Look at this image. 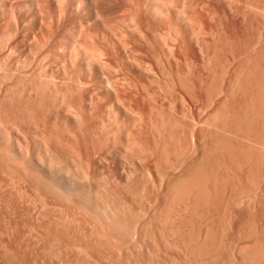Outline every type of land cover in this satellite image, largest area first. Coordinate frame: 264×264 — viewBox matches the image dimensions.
<instances>
[{
    "label": "rangeland",
    "instance_id": "374dc122",
    "mask_svg": "<svg viewBox=\"0 0 264 264\" xmlns=\"http://www.w3.org/2000/svg\"><path fill=\"white\" fill-rule=\"evenodd\" d=\"M160 1L0 0V264H78L81 258L87 260L86 264H249L253 253L257 255L254 257L264 254V247L260 249L262 254L258 249L264 245V237L260 238V232L264 236V154H261L263 164L257 162L263 177L257 176L259 180L254 182L261 187L254 184L257 188L251 189L254 199L249 191L250 200L245 199L246 194L241 195L244 199L239 196L234 201L236 206L231 200L235 185L231 180L237 186L241 181L239 187H244L246 171L257 167L256 161L252 163L246 158H251L255 150L264 152L261 147L264 146V100L263 103L259 100L264 93V0H229L230 6L228 0H210L211 3L203 0L207 5L210 3L209 8L197 6L190 10L186 2L188 8L184 3L183 8L180 2L176 5V0ZM160 5L163 15H148L153 22L147 23L145 12ZM197 12L199 17H189ZM248 69L255 77L244 83L245 78H251L249 74L244 81L240 80L239 85L241 81L247 83L248 94L242 92L239 97L238 92L237 101H242L244 95L247 99L233 105L239 110L233 106L227 108L223 113L225 126L223 115L218 122L222 123V130L224 127L229 130L227 119L236 120L237 111L246 108L245 102L248 105L252 102L249 105L252 107L257 106L254 104L257 100L263 104L262 112L257 107L254 111L252 107L240 111L242 119L237 120L242 127H235L237 120L230 123L241 132L239 135L236 131L239 138L236 136L238 141L232 143L238 148L245 147L247 152L249 149L248 155L239 157L243 172L239 167L241 174L234 172L237 169L232 170V165L223 159L221 163L227 162L228 168L222 169L217 178L218 182L226 180V184L220 182L223 184L218 198L213 196L212 180L216 178L210 177L213 188L209 179L206 187L211 190V195L208 191L211 200L207 201L206 192L205 202L200 200L195 207L190 196L184 203L171 199L168 183L207 147L204 135L212 128L204 124L205 117L220 104L223 89L231 82L237 84L240 77L236 82L235 73L242 71V74ZM196 82H200V87L195 86ZM183 85L191 91V97L180 89ZM252 89L259 93L257 100L249 97ZM244 116H254L253 119L259 120L254 122L261 127L257 129L256 123L250 125L249 117L246 119L249 125L243 122ZM198 130L206 131L198 136L201 134ZM249 132L253 134L247 136ZM240 136L249 137L252 142L244 137L245 141L241 140ZM259 138H263L261 143ZM242 142L245 145L239 146ZM248 144L257 149L253 151ZM154 146L157 150L163 147L160 151L167 154L160 164L156 160L159 151ZM242 163H248L247 167ZM219 205V209L215 207ZM238 205L248 210L246 223L250 222L253 229L250 237L260 242L263 239V245L254 240L258 248L253 245L255 238L251 240L246 235L250 227H244L234 212ZM169 225L173 228L179 225L182 230H172L181 233L169 236ZM214 225L222 242L217 231L218 235L209 231L218 237L217 242H208H215L214 245H209L204 242L203 234ZM241 231L253 242V249L247 239L243 242L247 237ZM183 232L187 239L194 232L189 239L193 244L181 236ZM171 236L172 241H179H168ZM240 237L243 238L239 244ZM193 238H198L199 244L204 242L202 247L219 250L201 248L203 254L195 255L189 249L198 244ZM245 243L250 245L244 247ZM215 244L220 248L214 247ZM238 247L248 251L247 260L243 257L246 253ZM238 249L244 253L246 262L237 255ZM255 249L259 250L258 254ZM261 257L262 262L253 259L264 264V256ZM255 261L251 264H258Z\"/></svg>",
    "mask_w": 264,
    "mask_h": 264
},
{
    "label": "bare ground",
    "instance_id": "6f19581e",
    "mask_svg": "<svg viewBox=\"0 0 264 264\" xmlns=\"http://www.w3.org/2000/svg\"><path fill=\"white\" fill-rule=\"evenodd\" d=\"M145 1V0H144ZM155 1V0H154ZM158 2L160 1V0H157ZM166 2L167 0H163V2ZM169 1H171V0H169ZM177 2H175V0H174V2H175V4L177 3H179L180 5L179 6H181V8H183V6H182V4L184 3V5H185V7L186 8H188V10H190V8H195V7H202V8H205V7H208V5L211 3L210 2V0H209V4L207 5L203 0H201V1H196V2H188L187 0H185L184 2L182 1V0H176ZM182 1V2H181ZM189 1H192V0H189ZM203 1V2H202ZM206 1H208V0H206ZM229 1V0H228ZM227 1V2H228ZM236 1V0H235ZM239 1H241V0H239ZM246 1V0H245ZM249 1V0H248ZM253 1V0H252ZM251 1V2H252ZM92 2V1H91ZM161 2V1H160ZM159 2V3H160ZM162 2V4H164ZM173 2V1H172ZM174 2H173V4H174ZM185 2L187 3V6H186V4H185ZM199 2V3H198ZM202 2V3H201ZM216 2H217V0H216ZM230 2V1H229ZM228 2V3H229ZM263 2V1H262ZM167 3H169L168 1H167ZM167 3H165V5L167 4ZM171 3V2H170ZM213 3H215V2H213ZM243 3V2H242ZM258 3V2H257ZM89 4V3H88ZM176 4V5H177ZM219 4H220V2H219ZM226 4V3H225ZM230 4H231V2L228 4L229 6H230ZM248 4V3H247ZM256 4V3H255ZM254 4V5H255ZM151 6H152V4H150ZM150 5H148V7L150 6ZM154 5V4H153ZM168 5H170V4H168ZM168 5H167V7H168ZM212 5V4H211ZM214 5V4H213ZM216 5H218V4H216ZM246 5V4H245ZM260 5V4H259ZM150 6V7H151ZM161 6L162 5H160V6H154L153 8H151L150 10H148L147 12L148 13H146L145 12V14L146 15H144V18H145V20L147 21V23H151V21H152V19H151V17H149L151 14H154L153 16H155V14H157V16L158 15H163V13L164 12H162V11H164V9L163 8H161ZM215 6V5H214ZM227 6V5H226ZM234 6V5H233ZM249 6H251V5H249ZM258 6V5H257ZM262 6H264V5H262ZM77 7V6H76ZM149 7V8H150ZM163 7V6H162ZM172 7V6H171ZM178 7V6H177ZM213 7V6H212ZM217 7V6H216ZM228 7V6H227ZM237 7V6H236ZM247 7V6H246ZM170 8V7H169ZM209 8V7H208ZM220 8V7H219ZM248 8V7H247ZM261 8V7H260ZM129 9V8H128ZM148 9V8H147ZM163 9V10H162ZM166 9V8H165ZM173 10H174V8H172ZM179 9V8H178ZM178 9H176V10H178ZM196 9V8H195ZM198 9V8H197ZM200 9V8H199ZM223 9V8H222ZM229 9V8H228ZM236 9V8H235ZM254 9H257V8H254ZM146 10V9H145ZM162 12V14H160V11ZM192 10V9H191ZM194 10V9H193ZM203 10V9H202ZM237 10H239V9H237ZM237 10H236V12H237ZM262 10V9H261ZM157 11L159 12V14L157 13ZM197 11V10H196ZM199 11V10H198ZM206 11V10H205ZM204 11V12H205ZM231 12H232V9L230 10ZM151 12V13H150ZM178 12H179V10H178ZM200 12H201V9H200ZM213 12V11H212ZM235 12V13H236ZM180 13H181V11H180ZM211 13V12H210ZM235 13H234V15H235ZM198 12L195 14H191L189 17L191 18V16L193 17L194 16V19L195 18H197V17H199L198 15ZM216 14V13H215ZM231 14V13H230ZM243 14V13H242ZM98 15V14H97ZM143 15V14H142ZM149 15V16H148ZM195 15H197V17L195 16ZM202 15V14H201ZM205 15V14H204ZM203 15V16H204ZM221 15H224V14H221ZM226 15V14H225ZM63 16V15H62ZM168 16V15H167ZM206 16V15H205ZM176 17V16H175ZM178 17H179V15H178ZM181 17V16H180ZM187 17V16H186ZM214 17V16H213ZM95 18V17H94ZM154 18H156V17H154ZM153 18V19H154ZM162 18V17H161ZM177 18V17H176ZM204 18V17H203ZM99 19V18H98ZM178 19V18H177ZM184 19H185V17H184ZM219 19V18H218ZM244 19V18H243ZM144 20V21H145ZM151 20V21H150ZM179 20V19H178ZM193 20V19H192ZM201 20V19H200ZM223 20V19H222ZM171 21V20H170ZM195 21V20H194ZM193 21V22H194ZM197 21V20H196ZM235 21V20H234ZM247 21V20H246ZM153 22V21H152ZM193 22H192V24H193ZM198 23L200 22V21H197ZM196 22V23H197ZM159 24V23H158ZM169 24V23H168ZM148 25V24H147ZM200 25V24H199ZM152 26V25H151ZM195 26V25H194ZM231 26V25H230ZM166 31V30H165ZM191 31V30H190ZM78 32V31H77ZM142 33V32H141ZM242 33V32H241ZM177 34V33H176ZM42 35V34H41ZM75 35V34H74ZM77 35H78V33H77ZM76 35V38L78 37ZM90 36V35H89ZM95 36V35H94ZM93 36V37H94ZM194 36V35H193ZM217 36V35H216ZM92 37V36H91ZM113 37V36H112ZM87 38V37H86ZM116 38V37H115ZM122 38V37H121ZM212 38V37H211ZM74 39V38H73ZM81 39V38H80ZM155 39V38H154ZM177 39V38H176ZM238 39H240V38H238ZM90 40V39H89ZM195 42V41H194ZM75 43H76V41H75ZM251 45V44H250ZM124 46V45H123ZM10 49V48H9ZM261 49H263V48H261ZM125 50V49H124ZM260 50V49H259ZM263 51V50H262ZM37 52V51H36ZM260 53V52H259ZM263 54V53H262ZM259 56V55H258ZM100 59V58H99ZM250 59V58H249ZM213 62V61H212ZM250 62V61H249ZM252 62V61H251ZM249 64V63H248ZM243 65V64H242ZM241 65V66H242ZM239 67V68H242V67ZM254 66V65H253ZM251 68V67H250ZM243 69V68H242ZM255 69V68H254ZM260 69V68H259ZM236 70V69H235ZM245 70V69H244ZM243 70V71H244ZM249 70V69H248ZM262 70V69H261ZM239 71V70H238ZM251 70H249V71H245V72H243L242 74H241V72L242 71H240V73L239 72H237V73H235V77L233 78L234 80L237 78L239 81L237 82L236 80V82H237V84L236 83H229L224 89H223V99H221V101L219 102L220 104L219 105H217L214 109H212L209 113H208V115H207V117H205L206 119L204 120L205 121V125H206V127H208L209 129H210V126H211V128H212V131H210L209 133H205V135H204V132L207 130H205V131H202V132H200V130H198V132H200L201 134L200 135H198V136H202V134L204 135V139L206 140V142H207V147H206V149H204V152L200 155L199 154V156L197 155L196 157H198V158H194V160H192V161H190V163H188L187 165H186V167L184 168V170H183V172L180 174V175H177L175 178H173L168 184V193H169V196H170V198L172 199V198H174V199H177L178 201H185L187 198L189 199V196L191 197V200H192V202L191 203H193L194 205V207H195V205L197 206V205H199L200 204V202L202 201V200H204V198L206 197L207 198V201L211 198V196H210V198L208 199V197H209V193H210V195L212 194L211 193V190L209 191V186H208V182H206V181H208V179H209V182H210V177H212V178H216V179H214V180H212V182H213V186H214V197H215V199H216V196H217V198H218V194H220L219 193V189H221L222 188V186H221V188H220V185H222L220 182H223L224 181V179L222 180V181H220V182H218L219 180V178H217V177H219V174H221V171H222V169H224V168H226V166H225V164H227V162H223V163H221V161L224 159V160H227L232 166L231 167H233L232 168V170L235 168V169H237V171L236 170H233L234 172H238L240 169H241V163L239 162V160H241L242 161V159H239V157H240V155L242 154V156H245L244 154H247V153H249V149H248V152L247 151H245V147H242V148H238V147H236V145H234L236 142H235V140L237 139L236 138V136L239 138V135H241V132H240V130L239 131H237V130H235V129H233L232 127H234L235 126V124H234V126H232L231 124L232 123H236V122H238V118L239 119H242V118H240V116H241V113H240V111L242 110V109H244V107H241L240 109V111H237V113H239V115H238V118L235 120H228L227 119V124H228V121H230L229 122V124H228V126H229V130H230V128H232L233 130H235V132H234V135L232 134V132H233V130L232 131H230V132H228L229 130L228 129H226L225 127V129H226V131H227V133H224V132H226V131H224L223 132V130H224V128H223V130H222V123H221V125H219L220 123H218L221 119H220V117L222 118V119H224L223 117H224V112H226V110H227V108L228 107H231V106H233L234 104H236V103H238L239 101H237V97L239 96H241V94H242V92L243 93H245V95H247L248 93V89H247V83H246V85H244V83L247 81V82H250L248 79H250V80H252V78L253 77H255L254 75H253V71H251V72H253L252 73V75L249 73ZM256 71V70H255ZM233 72V71H232ZM245 73V74H244ZM247 73V74H246ZM249 74L251 75V78H248L247 77V75L249 76ZM256 74V73H255ZM260 74H261V72H260ZM264 74V73H263ZM226 75V74H225ZM257 76V75H256ZM262 76V75H261ZM245 77H247V78H245ZM259 77H260V75H259ZM185 78V77H184ZM244 78L245 79H247V80H245L244 81ZM261 78H263V76L261 77ZM260 78V79H261ZM231 79V78H230ZM243 79V81H244V83H243V81H241V85H239L240 84V80H242ZM258 79V78H257ZM256 78H254V80L256 81L257 80ZM189 80V79H188ZM196 80V79H195ZM213 80V79H212ZM216 80V79H215ZM253 80V81H254ZM262 80V79H261ZM264 80V79H263ZM183 81V80H182ZM222 81V80H221ZM253 81H252V83H253ZM254 81V82H255ZM179 82V81H178ZM228 82H230V81H228ZM260 82V85H263L262 84V81H259ZM181 84L180 85H182V83L183 82H180ZM186 83V82H185ZM188 83V82H187ZM252 83H251V87H252ZM257 83H258V81H257ZM264 83V82H263ZM202 84V83H201ZM218 84V83H217ZM248 84H250V83H248ZM254 84H256V83H254ZM179 85V86H180ZM215 85V84H214ZM260 85L258 86V84H257V86L258 87H260ZM195 86L196 87H200V82H196L195 83ZM245 86H247V87H245ZM250 86V85H249ZM191 87V86H190ZM192 87H193V85H192ZM250 87V88H251ZM258 87H257V89H258ZM263 87V86H262ZM253 88V87H252ZM254 88H256V85H255V87ZM180 89H182V91H184L185 93H188L189 94V96L191 97L192 96V93H191V91L190 90H188V89H186L185 87H184V85L183 86H181V88ZM191 89V88H190ZM209 89H210V85H209ZM263 89H264V87H263ZM262 89V90H263ZM171 90V89H170ZM254 89H252L251 90V94H250V96L249 97H257L256 95H258V94H256L255 93V91L256 90H254ZM260 90V89H259ZM262 90H261V92H262ZM180 91V90H179ZM203 91H205V90H203ZM249 91H250V89H249ZM207 92V91H206ZM205 92V93H206ZM210 93H211V91H209ZM221 92V91H220ZM240 93V95H238L239 93ZM259 92V91H258ZM260 92V93H261ZM204 93V94H205ZM238 93V94H237ZM247 93V94H246ZM208 94V93H207ZM216 94V93H215ZM262 94V95H261ZM260 94V97L262 98H259V100H260V103H263V98H264V93H261ZM150 95V94H149ZM220 94H218V96H219ZM238 95V96H237ZM244 95V94H243ZM242 96L241 98H244L242 101L240 100V102H241V104L242 103H244L243 101L245 100V99H247L246 98V96ZM153 96V95H152ZM259 96V95H258ZM195 97V96H194ZM248 97V99H250ZM149 99V98H148ZM236 99V100H235ZM258 98H255V100H257ZM213 100V99H212ZM259 100H257V101H255L254 102V104H256L257 106H249V105H251V99L249 100L251 103L248 105L247 103L248 102H245L246 104V108L244 109V111L247 109L248 110V108L247 107H252V109H251V111H254L255 110V108L257 107V110H258V108H263V104H259L258 103V101ZM261 100H262V102H261ZM208 101H209V99H208ZM246 101H248V100H246ZM252 101H254L253 99H252ZM239 102V103H240ZM15 103V102H14ZM239 103H238V105H239ZM258 103V104H257ZM209 104V103H208ZM217 104V103H216ZM238 105H236V107L238 106ZM261 105V106H260ZM240 106H242V105H240ZM244 106V105H243ZM260 106V107H259ZM209 107V106H208ZM234 107V106H233ZM232 107V108H233ZM255 107V108H254ZM231 108V109H232ZM235 108V107H234ZM233 108V109H234ZM239 108V107H238ZM236 109V110H239V109ZM253 108H254V110H253ZM262 108H261V112H262ZM230 109V108H229ZM155 110V109H154ZM233 111V110H232ZM243 111V110H242ZM250 111V110H249ZM27 112V111H26ZM234 112H236L235 110H234ZM246 112H248V111H246ZM246 112H245V114H246ZM258 112V111H257ZM10 113V112H9ZM259 113V112H258ZM257 113V114H258ZM264 113V112H263ZM262 113V114H263ZM228 114H230L229 112H228ZM256 114V113H255ZM255 114H254V116H255ZM261 114V115H262ZM166 115V114H165ZM226 115V114H225ZM231 115V114H230ZM229 115V118L232 116H230ZM243 115H244V112H243ZM248 115H250V113L248 112ZM253 115V114H252ZM251 115V116H252ZM264 115V114H263ZM164 116V115H163ZM170 116V115H169ZM220 116V117H219ZM227 116V115H226ZM225 116V118H227ZM250 116V117H251ZM254 116L253 117H251L252 118V120H251V118L249 117H247L248 118V120H249V124L250 125H254V123H256V127H257V129H258V127H261V126H258L257 125V121H255L254 122V120H258V119H253L254 118ZM257 116V115H256ZM259 116H260V114H259ZM216 117H218V118H216ZM237 117V116H236ZM242 117V116H241ZM245 117V121H244V119H243V122H246L247 123V121H246V116H244ZM199 118V117H198ZM215 118V119H214ZM256 118V117H255ZM202 119V118H201ZM259 119H262V118H260L259 117ZM216 121V123H215V121ZM218 120V121H217ZM251 120V121H250ZM262 120H264V119H262ZM167 121V120H166ZM201 121V120H200ZM233 121H236V122H233ZM259 121V120H258ZM261 121V120H260ZM221 122V121H220ZM225 122V119L223 120V125L225 124L224 123ZM173 123H174V121H173ZM247 123V124H248ZM261 123V122H260ZM168 124V123H167ZM248 124V125H249ZM170 125V124H169ZM173 125V124H172ZM175 125V124H174ZM195 125V124H194ZM238 125L240 126V124H239V122H238V124L235 126V127H238ZM261 125V124H260ZM199 126V125H198ZM225 126V125H224ZM228 126H227V128H228ZM232 126V127H231ZM245 126H247V125H245ZM174 127V126H173ZM200 127V126H199ZM205 127V128H206ZM240 127H242V126H240ZM263 127H264V123H263ZM262 127V129L264 130V128ZM193 128V127H192ZM176 129H177V127H176ZM198 129V128H197ZM203 129V128H202ZM243 129H244V127H243ZM249 129H250V126H249ZM251 129H253V126H252V128ZM256 129V130H257ZM196 130V129H195ZM245 130V129H244ZM240 132L239 133V135L237 134L236 135V133L237 132ZM246 131V133L248 132L247 130H245ZM173 132V131H172ZM171 132V133H172ZM256 132H258V131H256ZM167 133V132H166ZM175 133V132H174ZM197 133V132H196ZM243 134H245V136H246V133H244V132H242ZM242 134V135H243ZM253 133H248V135L247 136H251ZM254 134H256L255 132H254ZM195 135V134H194ZM169 136H171L170 134H169ZM174 136H175V134H174ZM197 136V135H196ZM257 137H258V133H257V135H256ZM243 137L244 136H242V139H241V136H240V139L241 140H244L243 139ZM255 137V136H254ZM259 137H261V136H259ZM201 138V137H200ZM203 138V137H202ZM244 138H246V137H244ZM252 138H253V136H252ZM167 139V138H166ZM169 139V138H168ZM177 139V138H176ZM239 139V140H240ZM250 139H251V137H250ZM260 139V138H259ZM258 139V140H259ZM263 139V138H262ZM262 139H260L261 141H260V143L262 142ZM57 140H59V139H57ZM172 140H175V139H172ZM234 140V144L232 143V141ZM245 140H248L247 142H249V141H251L252 142V139L251 140H249V137H248V139L246 138ZM244 140V141H245ZM254 140V139H253ZM258 140H257V144H256V142H255V144L257 145V146H259L258 145ZM154 141V140H153ZM185 141V140H184ZM236 141H238V140H236ZM255 141H256V139H255ZM57 142V141H56ZM164 142V141H163ZM169 142V141H168ZM250 142V143H251ZM58 143V142H57ZM135 143V142H134ZM152 143V142H151ZM239 143V142H238ZM249 143V144H250ZM60 144V143H59ZM155 144V143H154ZM167 144V143H166ZM166 144L164 145V146H166ZM173 144L174 143H172L171 145L173 146ZM186 144V143H185ZM242 144H243V142L241 143V144H239V146H242ZM247 144V143H246ZM247 145V147L248 146H251L252 144L254 145V143H252L251 145ZM156 145V144H155ZM170 145V144H169ZM238 145V144H237ZM243 145H245V143L243 144ZM262 145H264V141L262 142ZM147 146V145H146ZM161 146V145H160ZM162 146H163V144H162ZM163 146V147H164ZM183 146V145H182ZM255 146V145H254ZM151 147V146H150ZM153 147V146H152ZM155 147V146H154ZM163 147L161 148V147H159L160 149H163ZM246 147V148H247ZM252 147V146H251ZM262 148H264V146H261ZM156 148V147H155ZM170 148V147H169ZM137 149V148H136ZM158 148H156V150H157ZM160 149L159 150H157V151H159V152H157V153H159V154H157L158 155V158L156 159V160H159V164H160V161L161 160H163V158H164V155L165 154H163V152L162 151H164V150H162V151H160ZM168 149V148H167ZM167 149L165 150L167 153H169L168 151H167ZM251 149H253V147L251 148ZM255 149H257V148H255ZM255 149H253V151L255 150ZM138 150V149H137ZM156 150H153V151H155V152H153L154 153V155H155V153H156ZM172 150V149H171ZM244 150V151H243ZM147 151H149V150H147ZM152 151V150H151ZM262 151V150H261ZM260 150H255V152H251L252 154H253V156L255 157V160H252V158H253V156H251V158H246V160L247 159H251V160H249V161H251L252 163H253V161H256V164H257V167H255V166H253V168L251 167L250 169H248L247 171H246V173H245V179H246V184L244 185V187L243 186H241V187H239V185H240V182H238V186H237V184H236V182H232V180H231V183L234 185L233 186V189H231V200H232V203L235 205V200H237L238 198H239V196H241L242 194L244 195V194H246V197L247 196H249V194L248 193H250L251 192V189L252 188H254L253 190H255L256 188L253 186L254 184H257V183H254L255 181H258L259 180V178H262L263 176H264V174H263V176H261L260 174H259V169H258V163L260 162V163H262V162H264V156H262L261 154H264V152L262 151L261 152ZM166 152H164V153H166ZM247 152V153H246ZM150 153H152V152H150ZM147 154H148V152H147ZM167 155V154H166ZM165 155V157L167 158V156ZM170 155V154H169ZM248 155V154H247ZM263 157V159H262V157ZM157 157V156H156ZM164 160H165V158H164ZM245 160V159H244ZM245 160V162H247ZM261 160H263L262 162H261ZM167 161V160H166ZM165 162V161H164ZM258 162V163H257ZM161 163H163V162H161ZM167 162H165V164H166ZM221 163V164H220ZM249 163V162H248ZM247 163V164H248ZM224 164V165H223ZM243 165L245 164V163H242ZM247 164H245V166L247 167ZM263 164V163H262ZM225 166V167H224ZM227 166H229V165H227ZM261 166H263V165H260V167L259 168H262ZM230 167V168H231ZM238 167L240 168L239 170H238ZM246 167H244L245 169H246ZM228 168V167H227ZM226 168V169H227ZM229 168V169H230ZM243 169V168H242ZM241 169V170H242ZM231 170V169H230ZM240 170V171H241ZM244 170V169H243ZM243 170L241 171V172H243ZM262 171H263V169H261ZM225 171V170H224ZM224 171H223V173H224ZM241 172H238V173H240L241 174ZM222 173V174H223ZM260 173L262 174V172L260 171ZM264 173V172H263ZM225 174V173H224ZM226 174H229L228 172H226ZM225 174V175H226ZM237 174V173H236ZM224 175V176H225ZM231 175V174H230ZM261 177H260V176ZM222 176V178L224 177L223 175H221ZM220 176V177H221ZM239 176V175H238ZM257 176H259V178H258V180H256V178H257ZM226 177V176H225ZM224 177V178H225ZM233 178V180H234V177H232ZM229 178L227 177V180H228ZM231 179V178H230ZM236 180H238V178L236 179ZM215 181V182H214ZM264 181V180H263ZM225 182V184H226V180L224 181ZM242 182H243V180H242ZM205 183H207V184H205ZM215 183H216V185L218 186V187H216V185H215ZM229 183V182H228ZM245 183V182H244ZM259 183V182H258ZM261 183V182H260ZM230 184V183H229ZM262 184H264V183H262ZM132 185V184H131ZM206 185L208 186V187H206ZM210 187H211V182H210ZM241 185H242V183H241ZM261 185V184H260ZM259 185V186H260ZM136 186V185H135ZM224 186V185H223ZM257 186H258V184H257ZM258 186V187H259ZM263 186V185H262ZM205 187H206V189H207V191H205L206 189H205ZM261 187V186H260ZM213 187H211V189H212ZM225 188H226V185H225ZM230 188H231V185H230ZM135 189V188H134ZM191 190V192H190V194L188 193L189 191ZM252 190V192H251V197H252V194L254 193V191ZM208 191H209V193H208ZM223 191V190H222ZM250 191V192H249ZM260 191V190H259ZM258 191V192H259ZM204 192H206V193H208V196L206 195L205 197H204ZM261 193H262V191H261ZM189 194V195H188ZM222 194H223V192H222ZM242 195V196H243ZM253 195H255V193L253 194ZM109 196V195H108ZM242 196H241V198H242ZM257 196H259V195H257ZM256 196V197H257ZM260 196H263L262 194H260ZM245 197V199H248L249 198V200H250V196L249 197H247L246 198ZM254 197L255 196H253L252 198L254 199ZM223 198V197H222ZM221 198V201H223V199ZM264 198V197H263ZM263 198H261L262 200H263ZM185 199V200H184ZM212 199V198H211ZM210 199V200H211ZM242 199H244V197L242 198ZM260 199V198H259ZM170 200V199H169ZM176 200V201H177ZM201 200V201H200ZM214 200V199H213ZM229 201V200H228ZM235 201V202H234ZM243 201H248V200H243ZM256 201H258L257 199H256ZM261 200H259L258 201V203L259 204H261L262 203V201L260 202ZM169 202V201H168ZM205 202V200L202 202V203H204ZM211 202V201H210ZM215 202H216V200H215ZM217 202H219V201H217ZM231 202V201H230ZM184 203V202H183ZM201 203V204H202ZM209 203V202H208ZM208 203H206L207 205H209ZM220 203V202H219ZM240 203H242V201L240 202ZM252 203V202H251ZM185 204H186V202H185ZM233 204H232V207H233ZM246 204V203H245ZM263 204V203H262ZM191 204H188V206H190ZM204 205V204H203ZM211 205V204H210ZM221 205V204H220ZM220 205L219 206H215V207H219L220 208ZM226 205V204H225ZM244 205V204H243ZM246 205H248V204H246ZM264 205V204H263ZM192 206V207H193ZM212 206V205H211ZM236 206V205H235ZM234 206V207H235ZM260 206H262V205H260ZM206 207V206H205ZM231 207V208H232ZM234 207H233V210H234ZM168 208V207H167ZM169 208H170V205H169ZM168 208V209H169ZM187 208V207H186ZM213 208V207H212ZM218 208V209H219ZM260 208H262V207H260ZM172 209V208H171ZM192 209V208H191ZM194 209V208H193ZM192 209V210H193ZM214 209V208H213ZM228 209V208H227ZM167 210V209H166ZM170 210V209H169ZM174 210V209H173ZM198 210V209H197ZM201 210V209H200ZM216 210V209H215ZM224 210H225V208H224ZM223 210V211H224ZM236 210L237 211H234V212H237V216H239L240 218V220L243 222L242 224L244 225V227L246 226V227H250V229L248 230V233L246 234L247 236L249 235V237H250V235H253V229L251 230V226L248 224V223H250V222H248V223H246V217L248 216V210H246V208L244 207V206H242V205H238L237 207H236ZM260 210H262V209H260ZM264 210V209H263ZM179 211V210H178ZM228 211V210H227ZM170 212H171V210H170ZM189 211H187V213H188ZM194 212H196V210L194 211ZM216 212H219L218 210L216 211ZM264 212V211H263ZM130 213V212H129ZM169 213V212H168ZM174 213V212H173ZM177 213V212H176ZM190 213H191V211H190ZM197 213V212H196ZM220 213V212H219ZM183 214V213H182ZM195 214V213H194ZM222 214H225V213H222ZM190 215V214H189ZM188 215V216H189ZM220 215H221V213H220ZM262 215V214H261ZM263 215H264V213H263ZM120 216V215H119ZM178 216V215H177ZM186 216V215H185ZM223 216V215H222ZM222 216H220V217H218V218H220V221H222ZM183 217V216H182ZM182 217H180L181 219H182ZM192 217V216H191ZM222 217V218H221ZM234 217V216H233ZM115 218V217H114ZM117 218V217H116ZM136 218V217H135ZM185 218V220L184 221H186V217H184ZM215 218V217H214ZM213 218V219H214ZM238 218V217H237ZM248 218V217H247ZM119 219H120V217H119ZM118 219V220H119ZM127 219V218H126ZM190 219H192V218H190ZM197 219V218H196ZM250 219V218H249ZM113 220V219H112ZM183 220V219H182ZM187 220H188V218H187ZM225 220V219H224ZM115 221H117V220H115ZM120 221V220H119ZM192 221V220H191ZM207 221V220H206ZM209 221V220H208ZM211 221V220H210ZM214 221V220H213ZM218 221V220H217ZM238 222H240V221H238ZM111 223V222H110ZM114 223V222H113ZM119 223V222H118ZM123 223V222H122ZM182 223V222H181ZM180 223V224H181ZM191 223V222H190ZM215 223H216V221H215ZM222 223V222H221ZM224 224H225V222H223ZM245 223L247 224V225H249V226H247V225H245ZM115 224V223H114ZM166 224V223H165ZM164 224V225H165ZM167 224H168V222H167ZM189 224V223H188ZM192 224V223H191ZM199 224V223H198ZM239 224V223H238ZM240 224H241V222H240ZM241 224V227L243 226ZM171 225V224H170ZM169 225V230H170V232L169 231H167L168 233H170L169 234V236L170 235H175L176 234V236H177V234H180L179 233V231L180 230H182L181 228L179 229L178 227H179V225H174L175 226V228L176 229H179V231H177V232H175V231H173L172 229H175V228H173V227H171ZM196 225V224H195ZM219 226L220 225H222V224H220V222H219V224H218ZM120 226V225H119ZM124 226H125V224H124ZM173 226V225H172ZM205 226H206V224H205ZM219 226H218V228H219ZM238 227H239V225H237ZM112 227V226H111ZM110 227V228H111ZM121 227V226H120ZM120 227H119V229H120ZM189 227H190V225H189ZM217 228V225H214L213 227H209V228H207V232H204V234H203V236H205L204 237V242L205 241H207L206 242V244L210 241L211 243H212V241L214 240L215 242H217L215 239H218V237H216L218 234L217 233H219V231H217V230H215L216 228ZM243 227V228H244ZM118 228V227H117ZM116 228V229H117ZM184 228V227H183ZM191 228V227H190ZM190 228H188V230H187V232L189 233V229ZM199 228V227H198ZM262 228V227H261ZM264 228V227H263ZM193 229V228H192ZM245 229V228H244ZM219 230H222L221 228L219 229ZM251 230V232H249ZM261 230V229H260ZM190 231H192V230H190ZM200 231V230H199ZM209 231H217V233L215 232V234H217L216 236L214 235V233H211V232H209ZM246 231V230H245ZM112 232V231H111ZM115 232V231H114ZM173 232V233H172ZM175 232V233H174ZM247 232V231H246ZM263 232V231H262ZM241 233H243L244 234V231L242 232L241 231ZM250 233H252V234H250ZM254 233H255V231H254ZM258 233V235H260V238L261 237H264L263 236V234L260 232V234H259V232H257ZM257 233H255L256 235H257ZM45 234H47V232L45 233ZM163 234V233H162ZM184 234H186L185 232H183V235H181V236H183L184 238H186V235L184 236ZM194 234V232L193 233H191L190 232V237H191V235H193ZM195 234H197L196 232H195ZM199 234V233H198ZM197 234V235H198ZM254 234V236H256ZM188 235V234H187ZM200 235V234H199ZM224 235V234H223ZM245 235V234H244ZM245 235V237H247ZM168 236V235H167ZM168 236V237H169ZM179 236V235H178ZM219 236H221V234L219 233ZM236 236V235H235ZM237 236H239V235H237ZM242 236V235H241ZM135 237V236H134ZM161 237V236H160ZM175 237V236H174ZM183 237H181L182 239H183ZM188 237H189V235H188ZM190 237H189V239H190ZM200 237V236H199ZM198 237V238H199ZM224 237V236H223ZM244 237V238H245ZM249 237H247V238H245V240H243V242H245L246 241V239L249 241L250 239L252 240L253 238H255V237H253V238H251L250 237V239H249ZM257 237V236H256ZM129 238V237H128ZM178 239H179V237H177ZM181 238H180V240H181ZM192 238V237H191ZM198 238H197V240H198ZM242 238L243 237H240V241L238 240V242H239V244H240V242L242 241ZM172 239H173V237L171 236V238L168 240V241H172ZM176 239V238H175ZM187 239V238H186ZM189 239H187L188 241H189ZM193 239H195V241L198 243V241L196 240V238H193ZM201 239V238H200ZM200 239H199V241H200ZM224 239V238H223ZM264 239V238H263ZM263 239L261 240V242L259 241V239H253V241L254 240H258L257 242H258V244H259V242H260V244L263 242ZM220 242H222V236L220 237ZM227 240V239H226ZM167 241V242H168ZM179 241V240H178ZM177 240H176V242H178ZM184 241V240H183ZM191 241V240H190ZM190 241H189V243H190ZM202 241V240H201ZM225 241V240H224ZM247 241V242H248ZM173 243H176V242H174V241H172ZM192 242V241H191ZM204 242L202 243H200L201 244V247L197 244V245H193V246H191L189 243H187L188 245H190L191 247L189 248L190 249V251H193V252H195V255L197 254V255H199L200 253H201V248H206V247H208L207 245H206V247H204L205 246V244H204ZM215 242H213V244H209V245H214V243ZM237 242V243H238ZM242 242V243H243ZM249 242H251V241H249ZM257 242H256V245H257ZM224 243V242H223ZM241 243V244H242ZM252 243L253 242H251V249H253L254 247H260V246H256V245H254L255 244V241H254V243H253V245H254V247L252 248ZM264 243V242H263ZM169 244V243H168ZM178 244H180V243H178ZM178 244H176V247L178 246ZM184 244V243H183ZM192 244H193V242H192ZM202 244L204 245L203 247H202ZM217 244V243H216ZM215 244V245H216ZM219 244V243H218ZM248 244L247 243H245V246L244 247H248ZM185 245V244H184ZM183 245V246H184ZM187 245V246H188ZM223 245V244H222ZM247 245V246H246ZM261 245H263V244H261ZM171 246H174V248H175V245H173V244H171ZM218 246H220V244L218 245ZM217 245L216 246H214V247H218ZM240 246V245H239ZM179 247V246H178ZM180 247H181V245H180ZM222 247V246H221ZM237 247V245H235L234 246V248H236ZM241 247H243L242 245H241ZM262 247H264V245L263 246H261V248H258L259 250L260 249H263ZM210 247H208V250H210L209 249ZM218 248H220V247H218ZM238 248H240V247H238ZM184 249L186 250V246L184 247ZM213 249V251H218V250H215L214 248H212L211 247V250ZM242 248H240V252H243L244 250H241ZM257 249V251H259ZM177 250H179L178 248H177ZM187 250H188V248H187ZM210 250V251H211ZM203 251V250H202ZM238 251V252H237ZM236 251V253H238L237 255H241V260L243 259V257H247V255H250L249 253H248V251H247V253H246V251H244L245 253H246V255L244 254V253H240L239 252V249ZM256 251V249H255V252H257ZM262 251L263 250H260L259 252L262 254ZM140 252V251H139ZM207 252V251H206ZM212 252V251H211ZM220 252V251H219ZM141 253V252H140ZM182 253V252H181ZM252 253V252H251ZM189 254H191V253H189ZM194 254V253H193ZM192 254V255H193ZM201 254H203V253H201ZM205 254V253H204ZM235 254V253H234ZM242 254H244V256L242 255ZM257 254H258V252H257ZM184 255V254H183ZM191 255V256H192ZM195 255H193V256H195ZM215 255V254H214ZM253 255H256V253H253ZM251 256V257H253V258H258L259 259V256L261 257H263L264 256V254H262V255H259L258 257H254V256ZM189 256V255H188ZM243 256V257H242ZM170 257V256H169ZM200 257V256H199ZM211 257V256H210ZM218 257V256H217ZM240 257V256H239ZM249 257V256H248ZM262 257H261V259H262ZM85 258V257H84ZM139 258V257H138ZM215 258V257H214ZM213 258V259H214ZM220 258V257H219ZM225 258V257H224ZM253 258H251L250 260L253 262V260L255 261L256 259H253ZM128 259V258H127ZM236 259V258H235ZM238 259V258H237ZM248 258H246V260H247ZM263 259H264V257H263ZM86 259H84V260H82V258H81V260H80V262L78 263V264H86V262L84 263V261H85ZM173 260V259H172ZM180 260V259H179ZM212 260V259H211ZM244 260V259H243ZM260 260V259H259ZM87 261V260H86ZM136 261V260H135ZM201 261V260H200ZM245 261V260H244ZM244 261H242V262H244ZM249 261V260H248ZM250 261V262H251ZM261 261V260H260ZM259 261V262H260ZM264 261V260H263ZM229 262V261H228ZM246 262V261H245ZM251 262V263H252ZM255 262H258V260H256ZM259 262H258V264H259ZM262 262V261H261ZM140 263V262H139ZM145 263V262H144ZM166 263V262H165ZM171 263V262H170ZM251 263H249V264H251ZM27 264V263H26ZM76 264V263H75ZM147 264V263H146ZM149 264V263H148ZM221 264V263H220ZM228 264V263H227ZM234 264V263H233ZM243 264V263H242ZM247 264H248V262H247ZM254 264V263H253ZM260 264H262V263H260Z\"/></svg>",
    "mask_w": 264,
    "mask_h": 264
}]
</instances>
